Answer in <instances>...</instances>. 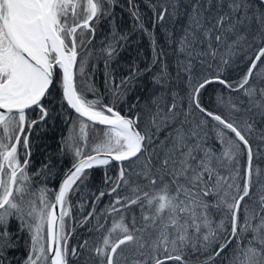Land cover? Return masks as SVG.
<instances>
[{"label":"snow or ice","instance_id":"obj_1","mask_svg":"<svg viewBox=\"0 0 264 264\" xmlns=\"http://www.w3.org/2000/svg\"><path fill=\"white\" fill-rule=\"evenodd\" d=\"M117 6L0 0V264H264V0Z\"/></svg>","mask_w":264,"mask_h":264},{"label":"trees","instance_id":"obj_2","mask_svg":"<svg viewBox=\"0 0 264 264\" xmlns=\"http://www.w3.org/2000/svg\"><path fill=\"white\" fill-rule=\"evenodd\" d=\"M119 4L124 5L123 9L119 6H117L115 9L117 18L120 19L122 17V20H121L122 30H131L132 21L128 13L125 10L127 8V0H119ZM101 38L102 37L97 36V46L99 45V40ZM132 39L139 40L138 47L143 50L144 57H147V59L150 60L152 57V53L149 49V44H148L147 39H141L138 34L134 35ZM136 47L137 45H133V49H135ZM141 66L143 67L144 65L142 64ZM244 70L246 71V69ZM102 71H103V67L101 65V67L96 72V82L98 85L101 86V88L103 86V79L101 76ZM239 78H240L239 75H236V74L231 75L232 81H238ZM221 89H222V86L219 84H212L208 86L202 98L206 106H208L209 108H213L215 106V97L217 95V92L221 91ZM225 95H227L226 90H225ZM210 98L212 100V103H209ZM67 133H68V127L60 124V122L58 121L57 127L55 129H50L49 132L43 135L42 137L38 138L35 134H33L32 139L36 142V147H35L34 154L32 156V161H33V167L31 169L32 171H35L41 166L42 163L46 162L45 157L48 155V153L56 154L58 152V149L60 147L59 145L60 137L62 135H67ZM69 165H70V160L66 158L64 161V167H68ZM102 175H103L102 169L93 170L92 177H93L94 187H98V185L101 183ZM42 183H43L42 180L37 181L36 187H40ZM48 186L50 188H54L58 186V180H56L55 183L50 181ZM107 202H108V198L105 197L100 207L102 208L104 204ZM18 228H19L18 222L13 220L10 230L14 234L13 235L14 240L19 235ZM77 236H80V234L77 233ZM26 238H27V234H25V236L20 239L21 246L19 248H17L16 250L9 251L7 253V256L9 258H13V264H16V259L21 258L22 256L27 254L26 249L23 248V240ZM76 243H77V237L74 236L71 240V244L75 245ZM189 264H196V257L193 256L192 258H190Z\"/></svg>","mask_w":264,"mask_h":264}]
</instances>
